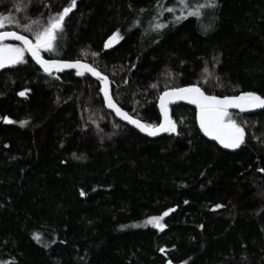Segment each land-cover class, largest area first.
<instances>
[{"label":"trees","instance_id":"1","mask_svg":"<svg viewBox=\"0 0 264 264\" xmlns=\"http://www.w3.org/2000/svg\"><path fill=\"white\" fill-rule=\"evenodd\" d=\"M217 2L173 24L178 5L157 10L175 0H76L40 54L95 67L124 112L156 126V101L174 87L264 97V0ZM14 3L0 0V16L44 24L71 0H31L27 13ZM24 59L0 69V264H264V110L231 112L245 130L235 153L206 140L183 104L169 106L176 132L150 139L105 109L89 76Z\"/></svg>","mask_w":264,"mask_h":264},{"label":"snow or ice","instance_id":"2","mask_svg":"<svg viewBox=\"0 0 264 264\" xmlns=\"http://www.w3.org/2000/svg\"><path fill=\"white\" fill-rule=\"evenodd\" d=\"M31 4V0H15L14 9L17 13L27 10ZM175 5L180 8L179 15H173L171 23L175 24L184 19L194 18L200 21L202 17L207 16L209 11L216 9L219 5L217 0H175L172 7L162 6L157 10L158 16H163L164 13L174 14L177 11ZM76 7V0H71L69 6L64 7L61 12L55 16H49L46 23L41 24L39 19H32L25 15L24 19L14 18L12 16H0V29L6 25L15 24L16 27H22L24 32L33 34L34 39H29L26 35L18 34L16 31H0V69L17 64L26 63L25 53H30L35 62L40 65L44 73L51 75L53 69L62 71L64 68L76 69L77 76H83L86 72L98 77L102 82L107 83V77L102 76L97 69L87 63L76 62H61L58 60H46L42 58L41 51L52 52L55 47V42L58 39L59 33L63 31L65 18L69 15L73 8ZM143 12V9L140 10ZM151 30L159 33L164 28L168 27L167 23L157 22L152 24ZM203 30L206 32L207 27ZM119 32L114 33L111 39H122ZM12 39L20 41V46L4 43V41ZM109 44H105V48ZM95 56L96 54L93 53ZM207 73V68H205ZM156 87L155 84L152 85ZM104 99L108 108L115 110L116 114L128 123L135 125L141 132L147 133L149 136H156L160 132H176L177 123L169 114V105L176 101H186L189 104L195 105L197 112L196 118L199 121L201 131L205 136L217 141L225 149H236L245 142V130L241 123L237 122L234 114L229 109H239L240 113L247 110L264 109V97L257 95L254 92L248 91L240 95L225 96L222 99L215 95H206L200 87L193 85L189 87H174L170 90H165L159 95V109L163 116V121L158 126L153 124L142 123L140 119H134L126 112H123L120 107H117L109 94L107 86L102 89ZM25 93L21 92L20 95ZM5 123H13V121L4 118ZM183 122L182 120L180 121ZM21 126L27 121H21ZM264 171V170H262ZM81 195H84L81 192ZM219 207V206H218ZM164 215H168L167 212ZM163 217H151L147 223L153 227L163 230L164 224L160 221ZM33 239L40 242L39 234H34ZM163 253L165 250L160 249ZM171 264V262H169Z\"/></svg>","mask_w":264,"mask_h":264},{"label":"water","instance_id":"3","mask_svg":"<svg viewBox=\"0 0 264 264\" xmlns=\"http://www.w3.org/2000/svg\"><path fill=\"white\" fill-rule=\"evenodd\" d=\"M18 34H19V33H18ZM4 43H10V44H14V45H19V46H20V41H16V40H12V39H8V40L4 41ZM25 54H26L27 57L33 62V64H34V65H35V66H36L41 72L44 73L43 69L40 67V65H38V64L35 62V60L31 57L30 53H27V52H26ZM42 58H43V57H42ZM44 59H45V58H44ZM46 60H48V59H46ZM58 61H61V60H58ZM61 62H71V61H61ZM72 62H76V61H72ZM81 63H83V62H81ZM64 72H75V73H76V69H74V68H64L62 71H57V70L53 69L52 74L59 75V74L64 73ZM98 72H99V71H98ZM44 74H46V73H44ZM52 74H51V75H52ZM100 74H101V73H100ZM47 75H49V74H47ZM84 75L89 76L93 81L97 82V83L100 85V93H101V96H102V99H103V102H104V107H105V109H106L108 112H110L111 114H113L114 117H115L120 123H122V124L125 125V126H128V127L132 128V129H134L135 131H137V132L140 133L141 135H143V136H145V137H147V138H150V139L158 138V137H161V136L166 135V134L168 133V132H163V131H162V132H160V133H159L158 135H156V136H149V135H147V133H145V132H141V131H140L135 125L128 123V121L125 120V119H122L120 116H118V115L116 114L115 110L108 108V106H107V104H106V102H105V99H104V93H103L102 89H103L105 86H107V88H108V90H109V94H110V96L112 97V94H111V84H110L109 79H107V83H106V85H105L104 82H102L98 77L93 76L91 73L86 72ZM101 75H102V74H101ZM102 76H104V75H102ZM169 90H170V89H169ZM161 94H162V93H161ZM161 94H160V95H161ZM240 94H242V93H239V94H237V95H240ZM257 95H258V94H257ZM228 97H231V96H228ZM219 98L222 99L223 97H219ZM112 99H113V98H112ZM113 102L115 103L114 100H113ZM172 104H183V105H185V106H188V107L194 109V110L197 112V109H196L195 105L189 104V103H187L186 101H176L175 103H172ZM172 104H170V105H172ZM116 105H117V104H116ZM170 105H169V106H170ZM156 106H157V111H158V114H159V117H160V122H159V123H161V122L163 121V116L161 115V113H160V109H159V99H157V101H156ZM117 107H119V106L117 105ZM121 110H122V109H121ZM262 110H264V109L247 110V111H245V112H243V113H240L239 109H229L230 112L239 113V114H241V115H243V116L254 115V114L259 113V112L262 111ZM122 111H123V110H122ZM123 112H124V111H123ZM169 114H170V112H169ZM129 116H130V115H129ZM134 119H135V118H134ZM196 123H197V127H198L199 131L202 133L203 137H204L206 140H208V141H210V142L216 144L220 149H222V150H224V151H226V152H229V153H235V152L238 150V148H236V149H225V148H223V146L220 145L217 141L212 140L210 137L204 135V133H203V132L201 131V129H200L199 121H198L197 118H196ZM157 126H158V125H157Z\"/></svg>","mask_w":264,"mask_h":264},{"label":"rangeland","instance_id":"4","mask_svg":"<svg viewBox=\"0 0 264 264\" xmlns=\"http://www.w3.org/2000/svg\"><path fill=\"white\" fill-rule=\"evenodd\" d=\"M7 44H10V43H7ZM11 45H13V44H11ZM16 46V45H15Z\"/></svg>","mask_w":264,"mask_h":264}]
</instances>
